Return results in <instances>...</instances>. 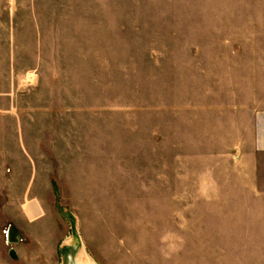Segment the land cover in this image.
Instances as JSON below:
<instances>
[{
  "label": "rangeland",
  "instance_id": "1",
  "mask_svg": "<svg viewBox=\"0 0 264 264\" xmlns=\"http://www.w3.org/2000/svg\"><path fill=\"white\" fill-rule=\"evenodd\" d=\"M209 1L0 0V264H264L236 107L264 45Z\"/></svg>",
  "mask_w": 264,
  "mask_h": 264
},
{
  "label": "crops",
  "instance_id": "2",
  "mask_svg": "<svg viewBox=\"0 0 264 264\" xmlns=\"http://www.w3.org/2000/svg\"><path fill=\"white\" fill-rule=\"evenodd\" d=\"M208 4V12L214 15L211 21H219L212 28H228L233 33L246 31L245 35L240 33V37H232L231 44L264 45V0H212ZM254 57L246 60L249 62L247 70L252 66L253 71L255 67L254 75L246 77L245 90L243 94L239 93L236 107L252 112L250 124L254 144L245 155L251 160L253 173H258L260 159L264 156V52L254 54ZM256 178L251 187L264 189L259 175Z\"/></svg>",
  "mask_w": 264,
  "mask_h": 264
},
{
  "label": "water",
  "instance_id": "3",
  "mask_svg": "<svg viewBox=\"0 0 264 264\" xmlns=\"http://www.w3.org/2000/svg\"><path fill=\"white\" fill-rule=\"evenodd\" d=\"M74 236L77 237L76 230H73ZM25 236L15 225H11L7 231V240L10 244H17L23 240ZM78 239V237H77ZM10 255L14 259H18L16 249L13 247L10 249ZM62 264H90L87 256L83 252V246L79 240L75 242H66L62 247Z\"/></svg>",
  "mask_w": 264,
  "mask_h": 264
}]
</instances>
